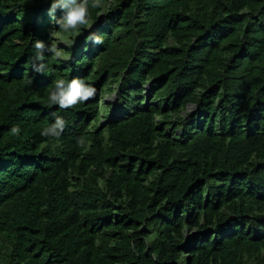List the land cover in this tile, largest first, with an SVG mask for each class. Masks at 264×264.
Listing matches in <instances>:
<instances>
[{
	"label": "trees",
	"instance_id": "1",
	"mask_svg": "<svg viewBox=\"0 0 264 264\" xmlns=\"http://www.w3.org/2000/svg\"><path fill=\"white\" fill-rule=\"evenodd\" d=\"M50 3L0 0V264H264V0H111L42 74Z\"/></svg>",
	"mask_w": 264,
	"mask_h": 264
},
{
	"label": "clouds",
	"instance_id": "2",
	"mask_svg": "<svg viewBox=\"0 0 264 264\" xmlns=\"http://www.w3.org/2000/svg\"><path fill=\"white\" fill-rule=\"evenodd\" d=\"M111 5V0H51L48 14L54 22L50 33V44L36 39L33 44L35 49L32 69L37 73L47 74L45 52L51 54V60L57 63L67 60V54L58 47L59 42L71 46L74 41L64 38V34H77L82 28H91L90 8L98 9L100 13L106 12ZM62 13L57 18V11ZM99 14V13H98ZM55 26H58L56 28ZM58 38V39H57ZM86 41L102 44L103 39L95 33L86 37ZM97 89L82 78L60 77L53 81L47 93L49 106L56 105L59 109L73 108L83 104L96 96ZM110 98V97H109ZM66 127L65 119L58 114H53V122L41 131V136L59 138Z\"/></svg>",
	"mask_w": 264,
	"mask_h": 264
},
{
	"label": "water",
	"instance_id": "3",
	"mask_svg": "<svg viewBox=\"0 0 264 264\" xmlns=\"http://www.w3.org/2000/svg\"><path fill=\"white\" fill-rule=\"evenodd\" d=\"M190 109H192V107H190Z\"/></svg>",
	"mask_w": 264,
	"mask_h": 264
}]
</instances>
